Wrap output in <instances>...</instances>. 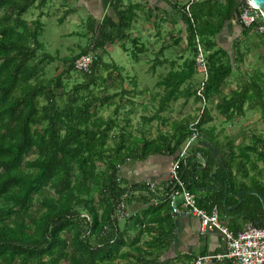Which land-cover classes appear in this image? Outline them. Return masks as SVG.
I'll return each mask as SVG.
<instances>
[{
  "label": "trees",
  "instance_id": "trees-1",
  "mask_svg": "<svg viewBox=\"0 0 264 264\" xmlns=\"http://www.w3.org/2000/svg\"><path fill=\"white\" fill-rule=\"evenodd\" d=\"M185 1L173 0L171 7L186 29L191 55L159 81L162 90L157 94L158 109L144 121H162L161 115L180 99L187 102L193 98L200 103L197 91L202 85L207 102L219 99L215 110L224 121L243 117L245 108L255 109L259 104L264 117L260 72L254 74V79L245 77L239 88L222 97V87L256 48L255 40L264 46V34L256 32L263 20L250 28L242 26L241 40L233 43L234 53L230 56L217 37L228 22L239 24L245 0H197L190 8L192 19L184 12ZM47 3L48 0H0V264H113L129 254H121L126 244L113 218L114 209L128 191L144 188H129L121 179V166L128 160L142 161L159 153L175 155L188 143L193 129L198 138L216 146L218 136L211 131L213 118L207 108L199 109L194 118L173 122L170 132L160 134L155 141L135 139L128 132L135 106L125 107L121 117L124 98L131 102L146 91H136L135 78L133 90H127L123 68L105 63L103 55L107 47L131 40L138 61L139 39L132 38L129 31L138 18L139 3L122 5V1L112 0L118 23L97 25L90 18L83 34L89 37L88 43L63 59L64 69L54 79L44 78L46 68L55 61L39 40ZM34 7L40 11L36 19H24ZM77 35L72 32L67 37ZM197 44L204 54L206 74L196 72ZM121 47L127 51L124 45ZM89 53L96 56L89 70H75V61ZM257 57L263 60L261 53ZM108 69L113 73L104 76L101 72ZM72 73L81 81L69 87L64 77L69 79ZM197 75L203 76L202 81H197ZM107 83L122 90L108 94ZM150 95L153 99V91ZM111 105L115 106L113 114L101 116L100 111ZM223 147L224 168L213 175L212 159L200 149L194 151L190 144L181 160L183 181L193 193L219 182V197L212 204L224 213L227 185L228 208L239 204V194L242 199L227 214L264 228V177L258 166L264 164V137L252 135L248 144L226 138ZM193 152L201 154L208 165L199 173L190 157ZM169 190L167 187L166 193ZM165 202L168 204L166 195ZM198 205L202 206V202ZM132 245L130 252L137 256L136 264H147L141 258L143 250L137 248V243Z\"/></svg>",
  "mask_w": 264,
  "mask_h": 264
},
{
  "label": "crops",
  "instance_id": "crops-1",
  "mask_svg": "<svg viewBox=\"0 0 264 264\" xmlns=\"http://www.w3.org/2000/svg\"><path fill=\"white\" fill-rule=\"evenodd\" d=\"M62 1L64 2L61 4L64 9L63 12L70 11L73 13L82 10L86 14V22L91 18L97 25L112 21L118 23L117 13L112 7V0ZM120 1H122V5H127L129 2L141 4L138 18L134 22L139 27L140 35L134 37H138L139 46H141L139 58L148 54L154 56L151 67L145 70V74L154 71L152 77L156 78L153 85L139 81L140 90L146 91L139 95V98L142 99V102H140L142 106L141 111L144 113L139 115V121L134 124V117L137 110L136 106L133 108V112L130 115L131 127L128 129V132L135 139L146 138L147 141H155L160 134L170 132L169 127L173 122L185 120L190 117L194 118L196 113H199L200 103H196L193 98L187 102L184 99H180L173 103L176 106L179 105L178 110L175 111V107L174 109L170 108L168 112L166 111V113L161 115L164 125L159 119L153 121L156 122L153 132H150L153 123L148 124L143 119L149 108L148 106L155 105V110L157 111L158 109L159 97L157 94L162 90L159 81L171 69H178L183 61L190 57L191 54L187 48V33L179 14L171 7L174 3L173 0ZM70 3H72V7L67 8L70 6ZM132 27H134V24ZM242 32L243 29L240 23L237 24L235 21H232L225 25L222 33L217 37L218 43L229 51L230 56L234 53L232 51L233 43L239 39L241 40ZM255 43L257 45L256 48H253L248 55L256 52H258L256 54L264 53V46L258 43V40H255ZM113 46L107 47V49L111 50ZM260 46L263 50H261L262 48ZM158 67L164 70L157 76L155 72H157ZM127 80L132 85L131 89H133L131 78L127 77ZM238 84L236 88H231L228 93H225L223 89L227 85L226 82L222 87V97H228L231 91L239 88L240 84ZM149 88L154 90L153 94L156 98H151L150 93H148ZM131 101L136 102L135 99H131ZM218 101L219 99L215 98L213 101L207 102L206 106L210 112V116L213 118L210 127H213L211 129L214 133L213 135L218 136V145L216 146L214 143H210L209 140L201 137H197L191 143V148L194 151L200 149L206 153L207 157L212 159V163L215 164L212 170L213 175L216 173V170H223V153L224 155L226 154L223 144H225L226 138L231 140L228 135H225L227 133L224 129L219 128L216 124L220 119L224 121L215 110V105ZM158 125L160 126V131L157 128ZM184 147L185 145L175 155H170L165 152L159 153L151 155L142 161L128 160L121 166V179L128 184L129 188L133 186H144V188L137 191H128L126 197L118 203V205L120 203L125 205L128 214L127 217L122 219L117 218L115 214L118 205L114 209L113 218L117 221L119 232L123 235L122 237L126 244L121 254H129H125V258H119L113 264H136L137 256L133 251L130 252V248L133 247L132 244L136 243L138 244L137 248L143 250L141 258H145L147 264H192L197 257L216 255L224 252L226 248L225 241L217 230H210L203 233L198 218L193 216H176L172 214L169 204L165 202L169 170ZM190 157H193L198 173L207 168L206 159L201 154L193 152L190 154ZM150 186L153 187L151 188ZM226 186L224 200H227ZM220 190V183L215 181L212 182L211 187L194 192L197 196V203L199 201L202 202V206H198L206 211H210L212 207L216 206L219 210L221 224L234 234L242 231L249 225L253 226L251 223H244L240 216L233 217L228 215L227 213L229 211L224 207V202L223 207L227 213L221 212L216 204H212L213 201L218 199Z\"/></svg>",
  "mask_w": 264,
  "mask_h": 264
},
{
  "label": "rangeland",
  "instance_id": "rangeland-1",
  "mask_svg": "<svg viewBox=\"0 0 264 264\" xmlns=\"http://www.w3.org/2000/svg\"><path fill=\"white\" fill-rule=\"evenodd\" d=\"M62 3H64L62 0H48L46 7L43 9L45 15L43 16L41 21L43 23L44 31L39 40L41 43H43L45 52L55 58V61L52 63V65L46 68V75L44 76V78L46 79H54L58 74H60L64 69V66L61 64L63 62V59L76 54L80 49V46L83 47L89 41V37L83 35L86 32L85 22L87 17L85 16V12L82 10H80L79 12L77 11L78 13H72L70 11L63 12L64 9L61 5ZM71 4L72 3H70V6H68L67 8L72 7ZM39 12L40 11L35 7L31 8L27 12V14L23 16V18L27 19L28 21L34 20L38 16ZM61 16L64 17L62 21L59 20ZM72 32H76L78 35L74 37H67V34ZM129 33L131 34V37L139 36L140 30L138 25L136 26V24L134 23V27L131 28ZM122 45L126 47L127 51H125L121 47ZM260 48L262 47L260 46ZM261 50H263V48ZM134 51L135 48L132 45L131 41L126 40L124 43H117L112 47L111 50L105 49L103 60L105 63H109L111 65L115 63L117 66L122 67L124 77H129L131 78V80L134 79L133 77H136L133 80V84H135L136 82V87L139 89H136V91L141 92L139 81L147 82V84L153 85L156 79L155 77H152V73L154 71L152 73L148 72L147 74H145V70L151 67L154 56H152L151 54L144 55L141 56L138 61H135L134 55H136V53H134ZM256 53L247 55L244 59V62L239 65V69H236L232 77L227 80V85L223 89L225 93H228L229 89L231 88H236L238 82L239 84H241V82H243L247 77H253L254 79V74H256L257 72L263 74L262 81L264 82V53H262L263 60L258 59L257 56L259 54ZM137 55L140 56L139 54ZM163 70V68L158 67L157 72H155L157 73L156 75H160ZM198 70H196V72H199ZM101 73L106 76V73H113V71L111 69H108L103 70ZM72 75L74 76L70 77L69 79L67 77H64V82H66L69 87L72 86V84L81 81V79L76 78L74 73H72ZM116 76L117 75L114 73V80ZM196 79L198 82H200L202 81L203 76L197 75ZM128 80H126L125 88L132 91V85L130 84V82H128ZM259 84L260 87H264L262 83ZM107 87H109L107 91L108 94H113L115 92L117 93L122 90V87L119 88L117 85H109V83H107ZM149 89L150 93L154 91L152 88ZM139 97L140 96H138V98H133L136 100L135 103L134 101H131L134 104H132L127 99V97H125L123 101L124 103L122 105L123 108L120 111V116L123 117L125 107L132 108L136 106L137 113L134 117V124L139 121V115L144 113L141 111L142 106L140 102H142V99ZM113 102H117V99ZM148 107L149 108L145 113V118L150 117L156 111L155 105H151V107ZM170 108H173L176 111L178 110L179 105L176 106L174 104H171ZM114 109L115 106L113 105L106 106L100 111V115L104 118H108V116H111L113 114ZM168 111L169 110H167V112ZM216 124L219 128L224 129V131L227 133L225 135H228L231 139L237 140V143L239 142L248 144L251 140V136L255 134L262 135L264 137V117L262 115V108L260 107V104L255 109L245 108L243 117H236L232 122H226L220 119V121H218ZM155 126L156 122H153L150 132H153L155 130ZM157 128L159 129V131L161 130L159 125L157 126ZM258 166L259 169L263 171L264 177V164L260 163Z\"/></svg>",
  "mask_w": 264,
  "mask_h": 264
},
{
  "label": "built area",
  "instance_id": "built-area-1",
  "mask_svg": "<svg viewBox=\"0 0 264 264\" xmlns=\"http://www.w3.org/2000/svg\"><path fill=\"white\" fill-rule=\"evenodd\" d=\"M196 1L186 0L184 3V12L190 19H192L190 8ZM245 2L246 5L239 18L240 25L250 28L263 20L260 25L256 26V32L264 34V18L262 14L253 5L251 0H245ZM196 42L198 41L196 40ZM197 49V70L199 69V72L206 74V67L203 62L204 54L199 44H197ZM95 60L96 56L94 53L83 55L75 61L74 68L77 71L87 72ZM202 90L203 85L197 91V95L201 98L200 109L204 110L207 106V101L202 94ZM197 137L198 133L193 129L192 137L172 163L167 185L170 190L166 193V199L172 214L198 218L203 233L217 230L223 236L226 248L221 254L197 257L192 264H264V228L249 225L242 231L234 234L221 224L219 210L216 206L212 207L210 211L200 208L197 203V196L186 187L180 172L181 160L187 155L190 144ZM150 187L152 188L153 186ZM126 211L125 205L120 203L116 209L115 216L119 219L125 218L128 216Z\"/></svg>",
  "mask_w": 264,
  "mask_h": 264
},
{
  "label": "water",
  "instance_id": "water-1",
  "mask_svg": "<svg viewBox=\"0 0 264 264\" xmlns=\"http://www.w3.org/2000/svg\"><path fill=\"white\" fill-rule=\"evenodd\" d=\"M252 1V3H253V5L257 8V10L258 11H260V13L262 14V16H263V18H264V0H251ZM226 195H227V186H226ZM238 200H239V204H241L242 203V199H241V196H240V194L238 195ZM227 200L225 199L224 200V207L227 209V211H229V212H231V211H233V210H235L237 207H238V205H236V206H233V207H230V208H228L227 207V202H226ZM261 202H262V208H263V210H264V200L263 199H261Z\"/></svg>",
  "mask_w": 264,
  "mask_h": 264
}]
</instances>
